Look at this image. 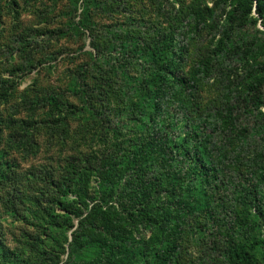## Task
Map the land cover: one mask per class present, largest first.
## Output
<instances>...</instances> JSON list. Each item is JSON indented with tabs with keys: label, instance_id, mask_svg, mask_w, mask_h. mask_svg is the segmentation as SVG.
I'll return each mask as SVG.
<instances>
[{
	"label": "trees",
	"instance_id": "trees-1",
	"mask_svg": "<svg viewBox=\"0 0 264 264\" xmlns=\"http://www.w3.org/2000/svg\"><path fill=\"white\" fill-rule=\"evenodd\" d=\"M37 7L25 23L20 0H0V39L12 23L6 49L24 61L22 78L39 40L57 43L44 58L58 60L61 40L81 42L84 58L58 86L19 90L0 75V195L14 210L31 204L62 239L24 261L0 220V264H264V0H66L58 15ZM247 25L261 40L232 44L231 30ZM207 31L221 38L204 42ZM228 60L240 66L232 76ZM226 75V91L208 103L207 84ZM69 119L90 125L72 136ZM92 125L121 139L96 152L73 146L38 172L15 170L3 145L9 130L64 148ZM194 245L199 257L186 261Z\"/></svg>",
	"mask_w": 264,
	"mask_h": 264
},
{
	"label": "rangeland",
	"instance_id": "rangeland-1",
	"mask_svg": "<svg viewBox=\"0 0 264 264\" xmlns=\"http://www.w3.org/2000/svg\"><path fill=\"white\" fill-rule=\"evenodd\" d=\"M30 2L31 6H34L33 8H28L29 4H25V2ZM190 1V0H188ZM206 1V0H205ZM210 3V0H207ZM21 4L23 5L22 9V18L21 22L29 23L32 20V13L34 10H36L38 6H47L53 9V13L58 15L64 5H66V0H20ZM37 4L36 6L33 4ZM32 13H31V12ZM224 20V17L223 19ZM219 19L218 24L219 27L222 26V30L229 28L228 21H222ZM20 22V23H21ZM9 27H7V30L3 34L2 39H0V44L5 45V48L1 49L0 54V75L4 76L3 79L7 80L10 78H13L14 82L12 84H15V86L19 87V90H23L27 88L28 86L32 85V83L36 80H39L41 84L47 85L49 83H53L54 85H60L59 83V77L60 75L64 74L67 75L68 70H71L73 68V63H71L73 60L76 63H80L83 61L84 56L82 55V52L80 51V44L75 43V41H66L61 40L58 45L60 47H63V54L58 57V60H53L51 58H44V54L48 53L50 51H56L55 47L56 42L54 39L51 40H39L38 43L35 44V52L31 56L34 58L37 57V60H39L36 65H34V69L28 73L24 78H22V74L24 71L22 70V65L24 63L23 60L19 58V53L16 51L13 52V50H7L6 47L11 46V40L14 34V29L12 28L13 24L9 23L7 24ZM11 26V27H10ZM221 28V27H220ZM258 29L263 30V27L258 24ZM231 38L232 44H237L240 47H244L245 42L251 38V36H247V34H255L259 37H256L258 40H261V35L256 34V28L252 25L247 26H239L235 27L231 30ZM214 33H209L208 31L201 34V38L204 42L209 40H215L216 42L221 38V33L218 32V36L214 37ZM41 42V43H40ZM89 42L90 40H86V49H89ZM201 42V41H200ZM40 43V45H39ZM203 43V42H202ZM202 45V44H201ZM51 47V48H50ZM59 48V47H58ZM73 59V60H72ZM49 60V61H48ZM228 64L230 65V68H232L231 72L227 75L232 76L233 70L235 67L240 68L238 66L237 62L235 60H228ZM257 64L261 67L264 65V56L260 57L257 61ZM19 72L15 76H10V72L17 68ZM50 66H53L49 68ZM49 68V69H48ZM227 75L221 76L217 81L207 84V90L208 93H206V100L208 103L214 102V99L217 98V96L222 95L226 91V85H228L229 81ZM21 77V78H20ZM62 78V77H60ZM69 101L73 104L79 105L76 98L71 97L68 94ZM264 110V108H263ZM21 118L26 116L23 112H21ZM63 116V115H62ZM70 121V134L75 136L78 134V128L80 125H90L88 122H85L83 119H69ZM246 125L250 128H252L251 123L246 122ZM90 126L88 129V135L86 134L83 138L86 136V140L82 141V136L77 137L79 139V142L72 143L74 139H71V141H67L68 145L64 148H61L60 146L55 145L54 147H50L48 144V139L44 133L41 132V134H37L35 138V142H37L36 146L34 143L30 142L31 137L28 136V138H22V142L20 140H16L19 136H12L9 130L6 131L5 137H4V146L8 149L9 152V158H15L17 160V167L15 170L18 172H27L29 170H35L40 171L44 166L49 165L50 161L49 158L54 156L56 158V166L58 163V160L61 158H65L66 156H69L71 154L73 146H79V149L84 152H96L95 150H106L108 149V145L112 142L118 141L121 139L117 135H114L113 133H108L104 131V134L100 131H97L100 129L97 128L95 125ZM93 129L95 130L96 135H93ZM33 131V130H32ZM256 132V130H255ZM77 136V135H76ZM21 138V137H20ZM260 139L259 137H257ZM34 141V140H33ZM18 143L17 145L14 144ZM8 146H11L8 147ZM253 151V147H249V153L248 155ZM61 156V157H60ZM91 185L94 187L97 184L93 180ZM35 188L39 189V187ZM27 206L31 207V204L27 203V205L21 204L19 205L18 210H14L11 208L10 204L7 203L6 198H3L2 195H0V220L2 223V232L6 236L8 244L13 248L16 249L20 257L24 261H29L31 263L37 262L36 258L37 253L36 250H43L47 249V251H50L51 248L54 246V242L52 241L53 236L62 239V235H60V232L55 231L47 221H43L42 215H38L36 217L34 208L32 207L31 210ZM47 206V205H45ZM48 207V206H47ZM57 214L65 215V212L59 207L54 209ZM71 217V216H70ZM74 223L76 226H78V221L75 220ZM75 230V229H74ZM73 230L68 231L66 234L69 238V241H71V233ZM38 236L41 238L42 243L39 241L37 244L33 238H36ZM199 250L197 249L196 245L190 247V252L185 255V260L192 262V260L198 259ZM67 258V255L62 256V259L65 261ZM198 263V262H197Z\"/></svg>",
	"mask_w": 264,
	"mask_h": 264
}]
</instances>
